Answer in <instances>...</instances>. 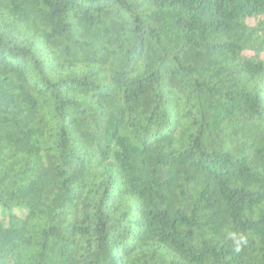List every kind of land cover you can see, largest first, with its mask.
I'll return each instance as SVG.
<instances>
[{
	"label": "trees",
	"instance_id": "16d2710c",
	"mask_svg": "<svg viewBox=\"0 0 264 264\" xmlns=\"http://www.w3.org/2000/svg\"><path fill=\"white\" fill-rule=\"evenodd\" d=\"M0 216V264H264V0H0Z\"/></svg>",
	"mask_w": 264,
	"mask_h": 264
},
{
	"label": "clouds",
	"instance_id": "9594fccd",
	"mask_svg": "<svg viewBox=\"0 0 264 264\" xmlns=\"http://www.w3.org/2000/svg\"><path fill=\"white\" fill-rule=\"evenodd\" d=\"M226 239L233 240V251L239 253L247 245V237L243 233H230Z\"/></svg>",
	"mask_w": 264,
	"mask_h": 264
},
{
	"label": "rangeland",
	"instance_id": "374dc122",
	"mask_svg": "<svg viewBox=\"0 0 264 264\" xmlns=\"http://www.w3.org/2000/svg\"><path fill=\"white\" fill-rule=\"evenodd\" d=\"M0 221H3L4 223H7V221H4V219L0 216Z\"/></svg>",
	"mask_w": 264,
	"mask_h": 264
}]
</instances>
